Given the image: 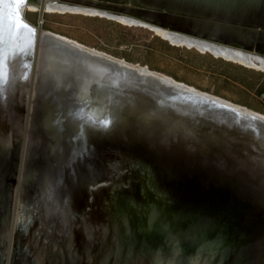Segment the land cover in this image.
Segmentation results:
<instances>
[{
	"label": "water",
	"instance_id": "1",
	"mask_svg": "<svg viewBox=\"0 0 264 264\" xmlns=\"http://www.w3.org/2000/svg\"><path fill=\"white\" fill-rule=\"evenodd\" d=\"M37 2L0 3L5 18L18 22L0 28L5 263L11 264L14 254L19 264L24 237L47 234L54 218V232L70 235L79 229L89 243L96 236L103 247L97 264H264V114L44 30L43 3L38 25H32L25 11L18 12L22 4ZM56 2L123 16L176 40L264 61V0ZM48 37L73 49V58L58 55L79 67L76 80H48L40 73ZM169 37L162 39L180 47ZM16 57L26 72L8 82ZM92 75L97 78L86 85ZM31 142L41 145L38 156L45 149L105 165L106 174L88 185L78 178L92 190L82 206L64 186L55 189L54 179L41 175L40 164L35 172L26 171ZM4 170L9 177H2ZM145 189L159 204L151 203ZM121 199L151 205L142 208L141 235L123 220L104 221L114 214L107 207ZM91 216L97 218L92 223Z\"/></svg>",
	"mask_w": 264,
	"mask_h": 264
},
{
	"label": "rangeland",
	"instance_id": "2",
	"mask_svg": "<svg viewBox=\"0 0 264 264\" xmlns=\"http://www.w3.org/2000/svg\"><path fill=\"white\" fill-rule=\"evenodd\" d=\"M34 7L32 8L33 10H29V9L25 10V18H26V13L29 11L39 12V7L35 5ZM36 9L38 10L36 11ZM58 12L59 11L56 12L45 11V13H54V14ZM78 12L79 13L83 12V15L85 16L93 15L92 17H100L96 15L97 13H90L84 11H77L75 13ZM66 13L72 14L74 12L66 11L64 13L59 12L58 14H66ZM100 18H105V17L103 16ZM105 19H107V17ZM27 20L32 25H34L33 24V21L35 20L34 16L29 15ZM67 20H70L71 22L75 21V19L71 17H68ZM107 20L115 21L116 23L119 24L118 26L113 24L109 27V30L111 31V35L104 39H101L100 43L103 48L96 50L111 56H114L115 53H119L121 55L130 54L134 58L144 59L148 51L147 46L149 42L152 40L153 36L157 35L161 37L159 34H155L156 33L155 31L152 32L146 27L127 26L130 24L124 25V23L122 24L119 20H115V19H107ZM64 27L65 26L62 25L63 29ZM258 70L259 69H257V71ZM55 147L56 145L54 146V148ZM31 149L32 148L30 147L28 153L33 152L31 151ZM57 149L60 150L59 148ZM44 150L45 149H43V151ZM10 152L13 155L14 148L12 146H10ZM46 154L48 153L45 152L44 158H40L38 156L40 158L39 159L40 161H37V163L40 164L41 167L42 164L44 165L49 164L47 166L48 167L47 174H49L52 177V179H54V181L56 182L55 189L60 188L59 187L60 185L64 186L66 193H68L69 196L72 197L74 200H78L79 207L82 206L83 196L88 195L91 197L92 194L91 188H89L86 185L92 183V180L95 181L96 177H101L103 174H106L105 165L98 161H90L89 163H86L84 159H82L81 157L73 159L64 153H60L58 156L56 155L52 156L51 158H48V156L50 155L46 157ZM15 155L18 156V151H16ZM88 176H90L91 180H89ZM78 178L80 179V181L86 179L85 182L86 185L80 182ZM145 193L147 194L146 196L150 198L152 204H159V201L157 200V197L152 190L145 189ZM124 197L126 198V196ZM150 206L151 205L144 206L143 204H139L136 200L133 203H131L127 200L124 201L123 199H121V201H117L113 203L110 207H107L109 210L113 211L114 214L104 221L107 222L109 225H111V224H120L123 220L125 223L127 222V226L129 228L132 227L134 231L138 232L139 235H141L143 233V226L145 225L144 212L145 210L147 211ZM142 208H146V209L142 210ZM2 211L3 213H6L7 209L4 208L2 209ZM150 211H152V209ZM91 217H92V220L90 221L91 223L94 222L95 219H97L94 216ZM49 219L54 220V218H49ZM52 220L49 221V232L47 234L32 232L31 238L29 235L24 237V243L22 245V249H23L22 255L24 256L22 260L18 261L19 264H97L98 255L103 252V247L102 244H100V242L94 240L96 236L89 243L85 237V234L79 229L77 231H74L70 235H66L64 231L61 230H58V233L54 232L53 230L54 222ZM31 225L32 227L34 226V221H31ZM160 232H162V230H160Z\"/></svg>",
	"mask_w": 264,
	"mask_h": 264
},
{
	"label": "trees",
	"instance_id": "3",
	"mask_svg": "<svg viewBox=\"0 0 264 264\" xmlns=\"http://www.w3.org/2000/svg\"><path fill=\"white\" fill-rule=\"evenodd\" d=\"M29 15L34 16L33 24L38 25L40 13L29 11L26 19ZM68 17L75 21L67 20ZM113 24L118 26L119 23L81 14L43 15L44 30L94 49L103 48L100 40L111 35L109 27ZM62 25L67 28L63 29ZM147 50L144 59L119 53H115L114 57L148 66L150 70L170 76L176 81L264 114V72L216 58L210 53H201L193 48L174 46L157 35L153 36Z\"/></svg>",
	"mask_w": 264,
	"mask_h": 264
},
{
	"label": "bare ground",
	"instance_id": "4",
	"mask_svg": "<svg viewBox=\"0 0 264 264\" xmlns=\"http://www.w3.org/2000/svg\"><path fill=\"white\" fill-rule=\"evenodd\" d=\"M5 1H8V0H5ZM10 1V0H9ZM8 1V3H9ZM38 1V0H37ZM49 2V3H48ZM43 3L45 6H44V12L45 11H52V12H56V11H59V12H74L72 14H77L75 12L77 11H84V12H90V13H97L96 15L100 16V17H108L110 19H115V20H119L122 24L124 23V25H127V24H130V25H127V26H142V27H146L148 28L149 30H151L152 32L155 31L156 33L155 34H159L161 37H169L167 35V32H164V31H159L153 27H149V26H146V25H141L140 23H138L136 20H132V19H127L123 16H118V15H113V14H109L107 12H100V11H97L95 9H92V8H88V7H73V6H70V5H63L61 3H57L56 0H39L37 3L35 4H31V3H26V4H22L20 6V11L18 12V14H21L26 10V9H29V10H33L32 8L35 6H38L40 8V4ZM47 4V5H46ZM32 5V6H31ZM28 7V8H27ZM36 8V7H34ZM38 9H36L37 11ZM58 12V13H59ZM79 13V12H78ZM81 13V12H80ZM83 14V12H82ZM89 15V14H87ZM90 16H93V15H90ZM20 34H24L26 36V32L25 30H21L20 31ZM44 34H47V32ZM49 34V33H48ZM171 38V37H169ZM171 41H173V43H176L177 45H179L180 47L182 45H185V46H189L191 48H195L197 49L198 51H202V53H206V52H209L213 55H218V57H224L226 59H228V61L230 60L231 62H234V63H237V64H242V65H246L247 67H251V69H259L258 71H262L264 72V61L263 60H260V59H257L255 57H249L247 55H244V54H233L231 52H224V51H217L215 49H212V48H209V47H206V46H202L198 43H187L186 41H182V40H176V39H173L171 38ZM43 46L44 47H47L49 49V51L47 52L48 55H47V59H46V54L44 55V57L42 58V63H41V66H40V73L46 78V79H53V80H57V81H60V80H76L74 75L76 76L77 78V72L79 70V67L78 66H72V64H70L69 66L66 64L65 62V59L62 57V56H65L67 57L68 59L70 58H73L75 57V53L73 54L72 51L73 49L72 48H69L68 46L69 45H66L64 44L63 42L59 41V40H54V39H51V38H46L45 40H43ZM185 46H182V47H185ZM190 48V49H191ZM58 54H61L62 56L58 55ZM56 56H60L59 59L55 60V57ZM78 59V58H77ZM260 61L259 62H257ZM20 59L19 58H14L13 60H11L10 62V65L11 68H10V71H9V68L6 69L4 68V71H9V74L10 76L9 77V80L8 82H11V80H13V82L15 80H19V78H22V75L26 72L25 69H24V64H20ZM80 61V60H79ZM78 61V62H79ZM144 70V69H142ZM92 72H94V70H92ZM97 78V75H92L91 76V81L86 83V85H90L92 86V83L93 81ZM68 85H73L71 83H68ZM16 88L15 87H12L11 86V90L12 91H16L15 90ZM29 150H30V147L33 149H31V151H33L32 153L30 152L29 153V156H27V159L28 161L26 162V171L28 172H35L37 167L35 164H37V161H39L40 158H44V154L43 151H41L39 153V157H38V152H39V149L41 148L39 142H31L29 143ZM28 150V151H29ZM28 151H27V155H28ZM37 157H38V160H37ZM34 167L33 171H32V168ZM1 213V212H0ZM3 213H1V217H2ZM4 217V215H3ZM0 218V239L4 242L5 240V237H6V234H7V231L6 229L4 228V224L2 222H6L4 218Z\"/></svg>",
	"mask_w": 264,
	"mask_h": 264
},
{
	"label": "flooded vegetation",
	"instance_id": "5",
	"mask_svg": "<svg viewBox=\"0 0 264 264\" xmlns=\"http://www.w3.org/2000/svg\"><path fill=\"white\" fill-rule=\"evenodd\" d=\"M39 1V0H38ZM49 154H46V157L48 156ZM53 155H50V156H48V158H51ZM47 158V159H48ZM49 164H47V165H44V164H42V167L44 168V170H40V173H41V175H45V174H47V170H48V166ZM10 176V172H9V174L8 173H6L5 172V170L3 171V175H2V177L4 178V177H9ZM3 181V180H2ZM4 185H5V182H2ZM23 256L24 255H20V260H22L23 259ZM33 256V255H32ZM13 259H12V261H11V264H14V259H15V257L16 256H14V254H13ZM5 261H6V256H3L2 255V246L0 245V264H6L5 263Z\"/></svg>",
	"mask_w": 264,
	"mask_h": 264
},
{
	"label": "snow or ice",
	"instance_id": "6",
	"mask_svg": "<svg viewBox=\"0 0 264 264\" xmlns=\"http://www.w3.org/2000/svg\"><path fill=\"white\" fill-rule=\"evenodd\" d=\"M2 2H3V0H0V3H2ZM11 2H12L13 5H15V4L22 3L23 0H11ZM13 11H14V10H13ZM6 22H7V23H11V24H13V25H15V24L18 23V22L15 21V20L6 19L5 16L3 15V13L0 12V28H2L3 25H4ZM107 123H108V122L105 121V122H104V126H107Z\"/></svg>",
	"mask_w": 264,
	"mask_h": 264
}]
</instances>
